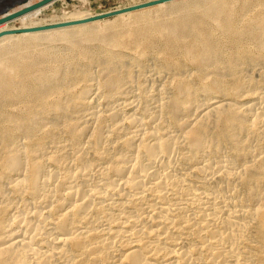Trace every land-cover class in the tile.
<instances>
[{"label": "bare ground", "instance_id": "obj_1", "mask_svg": "<svg viewBox=\"0 0 264 264\" xmlns=\"http://www.w3.org/2000/svg\"><path fill=\"white\" fill-rule=\"evenodd\" d=\"M234 1L0 23V264H264V0Z\"/></svg>", "mask_w": 264, "mask_h": 264}, {"label": "rangeland", "instance_id": "obj_2", "mask_svg": "<svg viewBox=\"0 0 264 264\" xmlns=\"http://www.w3.org/2000/svg\"><path fill=\"white\" fill-rule=\"evenodd\" d=\"M29 1L35 2L36 0H0V18L3 16H6L10 12L12 13L13 11L22 9L23 6L26 5V3H28ZM149 1H155V2L152 3L151 5L144 6L143 9L146 11V14L152 18L167 19L175 14L181 13V10H179L178 6H177L178 9L176 8V6L174 7V9H172V6H173L172 4H174L175 2L179 0L166 1V2H163L162 0H51L47 2L46 5H44L43 7L39 8L38 12L33 13L35 10L32 11V14L27 16L28 19L26 18L24 21L26 24L31 23V22H43L46 24H52L58 20L64 19L70 14L81 12V13H88L93 16L102 15V16L96 17L97 19L91 20V24H94L98 27H105L106 25H113L115 22H118L119 24L120 23L122 24V28L127 29V28H130L132 24V19L127 14V12H131L132 10H134V9H127V8L135 6L137 4L140 5L142 3H147ZM237 4H238L237 0L234 1L233 5H237ZM108 12H110L111 14L104 15ZM21 18L22 16L15 17L11 19L10 21L8 20L9 22H6L7 27H9V29H12V30H15V29L21 30L23 28ZM88 25H90V23ZM210 27L211 29H214L213 31L214 35L219 36L221 39H224V40L227 38L228 35L222 34L220 32V29H219L220 24L217 21H211ZM16 34L17 36L22 35L20 31H17ZM34 43L37 45L38 48L39 47L42 48V47L50 45L46 41L45 42L40 41V42H34ZM58 46H61V45L58 43ZM123 47L124 46H116L114 48L124 58L125 62H127V65H130L131 70H133L135 74H138L139 71H141L144 68L147 71L144 69L145 71L143 72H147V74H150L151 72H152L151 74H157L160 72L162 74L160 73L159 74L162 76L163 74H166V71H165L166 69L162 68L163 67L162 62H161L162 54L159 53L158 51L157 52L153 51L152 54H149L148 56L149 58H144L141 61H139L140 59L139 60L135 59L136 52L134 50L136 48L129 46V47H125L124 49ZM248 47H250V50L252 51L254 50V46L250 45ZM70 48L71 47H69V49ZM81 61L82 62L84 61V63H87V58H84L80 60L79 62L82 63ZM42 66L47 71H51L57 65L56 63H53V62L44 61V63H42ZM148 67L150 68V70H148L149 69ZM260 68H261L260 66H257L256 69H259V70H256L255 73L254 72L251 73V75L253 79L255 80L254 82L258 83L259 87L261 86L263 88L264 87L263 76L260 73L262 72V70L264 71V69L263 68L260 69ZM186 69H188L189 71L194 70L193 66L191 65L190 67L186 66ZM59 77L60 76H58L56 79H59ZM193 82L196 84L199 83L197 79H194ZM83 83L85 84L88 82L78 81V84H80V86Z\"/></svg>", "mask_w": 264, "mask_h": 264}, {"label": "water", "instance_id": "obj_3", "mask_svg": "<svg viewBox=\"0 0 264 264\" xmlns=\"http://www.w3.org/2000/svg\"><path fill=\"white\" fill-rule=\"evenodd\" d=\"M49 1H51V0H42V1H39L38 3H36L35 5H31V6H29V7L22 8V9H19V10H16V11H13L14 13H11L10 15H7V16H3V17H1V18H0V23H3V22L8 21V20H11V19L17 17L18 15H20V14H22V13H25V12H27L28 10H31V9L37 7V6H41V5H43V4H45V3L49 2ZM154 2H155V1H149V2H147V3H142V4L137 5V6L128 7L127 9H136V8L144 7V6H147V5H151V4L154 3ZM108 14H111V13L108 12V13H106V14H104V15H108ZM99 16H102V15H99ZM99 16H97V17H99ZM17 31H20V30L15 29V30H12V31H10V32L15 33V32H17Z\"/></svg>", "mask_w": 264, "mask_h": 264}]
</instances>
